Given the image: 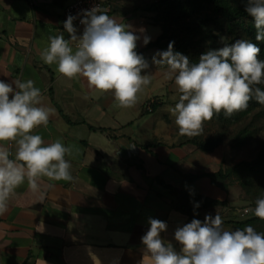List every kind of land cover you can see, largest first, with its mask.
<instances>
[{"label": "crops", "instance_id": "0c3cea01", "mask_svg": "<svg viewBox=\"0 0 264 264\" xmlns=\"http://www.w3.org/2000/svg\"><path fill=\"white\" fill-rule=\"evenodd\" d=\"M73 1L0 0V80L31 79L41 90L43 104L55 113L33 134L45 144L60 139L72 148L66 159L74 177L71 182L44 178L42 201L27 182L16 189L8 212L0 215V264H142L141 237L150 218L166 222L161 237L179 251L178 227L219 212L216 207L186 214L173 189L218 202L230 196L205 176L222 169L223 153L190 144L194 137L181 136L169 112L180 93L174 78L165 76L167 66L152 62L162 50L148 48L163 34L152 11L160 0H104L113 7L108 15L141 37L136 51L149 64L141 74L151 75V82L131 108L120 107L112 92L90 91L82 77H62L55 64L41 59L50 36L63 33L70 39L63 14ZM144 36L150 38L147 45ZM152 99L157 104L148 113ZM5 146L14 158L15 145ZM193 176L202 177L188 179Z\"/></svg>", "mask_w": 264, "mask_h": 264}, {"label": "clouds", "instance_id": "9594fccd", "mask_svg": "<svg viewBox=\"0 0 264 264\" xmlns=\"http://www.w3.org/2000/svg\"><path fill=\"white\" fill-rule=\"evenodd\" d=\"M245 11L254 20L256 41H264V0H247ZM75 19L69 15L64 21L70 39L63 33L49 37L48 46L40 53L43 62L55 64L56 71L69 80L84 78L90 91L112 92L120 107H134L151 82V75L141 74L149 67L136 51L141 37L130 25L118 23L99 7L83 12L80 36L73 24ZM149 41L144 36L143 43ZM72 42H76L75 50ZM173 45L170 42L167 50L158 51L152 62L167 66L165 76L174 78L180 93L169 112L181 136L201 135L205 122L221 112L229 118L245 111L253 98L264 105V91L257 87L264 84V60L259 58L260 48L250 39L241 38L209 50L198 63H190L187 56L174 52ZM54 113V108L43 104L41 90L33 80H0V215L8 212L16 189L25 182L42 201L44 178L50 182L74 180L72 165L66 159L72 155V148L60 139L45 144L41 135L33 134L36 128L46 127ZM5 144L15 145L14 158ZM255 205L245 211L264 220V197ZM148 222L150 227L141 237L145 252L142 264H264V233L251 225L229 231L222 227L218 214L206 215L203 222L193 219L175 230L177 251L161 237L167 230L166 222L153 218ZM37 230H42V225Z\"/></svg>", "mask_w": 264, "mask_h": 264}, {"label": "trees", "instance_id": "16d2710c", "mask_svg": "<svg viewBox=\"0 0 264 264\" xmlns=\"http://www.w3.org/2000/svg\"><path fill=\"white\" fill-rule=\"evenodd\" d=\"M246 2L247 0H160L152 7V11L155 12V22L162 28L163 34L157 42L149 44L148 48H158L164 51L167 50L170 42H174V52L187 56L190 63H198L200 56L207 51L218 50L225 44H231L244 38L257 44L261 50L259 58L264 60V41L255 39L254 20L245 11ZM221 38L225 40L220 41ZM257 87L264 91V84L257 85ZM262 108L264 105L259 104L253 98L245 111L235 113L229 118L221 112L215 115L213 120L222 124H237ZM198 136L189 143L199 150L212 153L219 148L221 139L198 140ZM233 175L241 178V186L247 195L254 194L255 200L264 197V145L255 160L241 162L232 169H221L215 174L205 176L210 178L215 186L227 191L220 183L230 180ZM200 177L193 176L188 179L194 180ZM257 182L261 184L260 187L256 185ZM173 192L178 196V209L186 214L226 204V201H212L174 189ZM197 204L199 207H196ZM255 224H264V220L253 217L236 223L240 228Z\"/></svg>", "mask_w": 264, "mask_h": 264}, {"label": "rangeland", "instance_id": "374dc122", "mask_svg": "<svg viewBox=\"0 0 264 264\" xmlns=\"http://www.w3.org/2000/svg\"><path fill=\"white\" fill-rule=\"evenodd\" d=\"M224 40L225 38L220 39V41ZM197 139H221L218 151L224 155L223 170L232 169L241 162H251L256 159L264 145V108L253 112L237 124H222L213 119L207 121L204 124L202 134ZM240 179L239 176L233 175L230 180L220 183L230 195L224 206L217 207L219 208L217 209L218 215L223 220L222 227L225 230L243 229L238 227L236 223L255 217L253 212L244 213L245 209L255 208L256 197L254 194L251 196L246 194ZM256 185L261 186L259 182ZM251 226L258 232L264 233V224Z\"/></svg>", "mask_w": 264, "mask_h": 264}, {"label": "built area", "instance_id": "2783aa9c", "mask_svg": "<svg viewBox=\"0 0 264 264\" xmlns=\"http://www.w3.org/2000/svg\"><path fill=\"white\" fill-rule=\"evenodd\" d=\"M94 7L106 9L107 14H110L113 11L112 5L106 3L104 0H74L73 3H71L64 10L63 18H64V20H66L69 15L76 17V19L73 21L74 27L79 29L83 34L84 25H82L80 23V20L83 18V12L85 10H91ZM156 104H157L156 99L150 100L145 106V111L148 113H153L154 112V106ZM244 213L248 214V212H246V211H244Z\"/></svg>", "mask_w": 264, "mask_h": 264}]
</instances>
